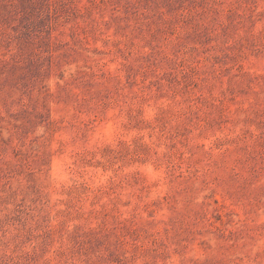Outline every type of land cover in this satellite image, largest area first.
<instances>
[{"label": "rangeland", "instance_id": "374dc122", "mask_svg": "<svg viewBox=\"0 0 264 264\" xmlns=\"http://www.w3.org/2000/svg\"><path fill=\"white\" fill-rule=\"evenodd\" d=\"M0 264H264V0H0Z\"/></svg>", "mask_w": 264, "mask_h": 264}]
</instances>
